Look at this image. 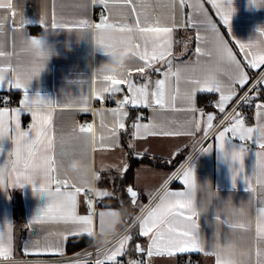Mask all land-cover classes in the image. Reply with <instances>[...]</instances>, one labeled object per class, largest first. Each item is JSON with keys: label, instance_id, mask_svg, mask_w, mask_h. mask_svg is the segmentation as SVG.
Masks as SVG:
<instances>
[{"label": "crops", "instance_id": "0c3cea01", "mask_svg": "<svg viewBox=\"0 0 264 264\" xmlns=\"http://www.w3.org/2000/svg\"><path fill=\"white\" fill-rule=\"evenodd\" d=\"M9 2L13 4L12 9L7 5ZM133 3L136 12L132 11L131 5H124L122 0H109L108 7L94 4L92 0H0V4L4 5L0 7V52L4 53L0 56V68L5 70V76L12 77L18 71L28 75L35 68L41 69L44 56L28 50L26 40L43 36L47 41V48L41 47V50L45 51L48 59L39 75L29 81L28 96L30 100H37L38 97L40 110L50 115L49 134L54 142L51 155L56 161L53 174L59 180H67L70 185L84 189L77 195L76 214H89L87 201L90 199L93 217L88 226L90 233L84 232L80 224L36 219L50 198L46 193L36 191L33 185H12V177H7L6 184L0 186V232L5 237L11 236V252L7 258H62L77 254L95 242L113 240V244L100 254L103 258L106 252L118 246L124 236L139 235L137 218L145 216L165 191L188 190L182 180L172 177L182 172V166L189 163L195 176L193 195L199 211L198 234L205 252L173 256L153 254L149 257L145 251L138 252L141 255L137 257L127 258L124 255L130 247L129 241L118 258L125 257L128 264L133 261L138 264H216V256L206 253L219 250L223 259L233 264H256L257 248L264 249V241H259L256 236L257 220L261 215L259 210L264 208V186L257 183V176L253 172L255 153L261 149L253 141H247L249 151L244 157V173L249 178V184L245 183L241 174L234 186L233 162L217 147L215 137L222 127L228 125V117L235 115V112L244 116L242 106L236 108V100L264 73V66L256 69L248 66L249 59L264 54V3L257 5L252 0H233L235 11L229 25H225L216 16V10L211 4L204 0V8L216 22L221 35L250 79L243 90L236 86L239 95L226 103L223 113L215 106L220 93L196 91L192 94L193 103L189 104L186 99L192 93L193 80L204 81L209 77L218 80L227 94L235 72L233 65L217 57L213 33L196 23L203 19L196 11L197 0H186L185 4H180L179 0H133ZM53 14L58 21L65 22L67 27L51 28ZM103 14L113 24H132L139 14L141 21H159L161 25L170 27L175 25L171 34L172 55L166 57L165 61L154 63L144 74L136 71L143 62L135 55L126 64L131 72L127 79L137 86L147 84L150 100L151 92L156 87L155 81L166 79V104L163 107L125 105L123 111L128 115L118 116L111 110L119 106L104 104L106 97L112 93L105 92L102 97L98 96V92L108 86L103 77L112 74L106 69L110 67L109 53L98 43L94 28L101 20L97 17ZM40 19H44L45 24L42 25ZM23 20L26 23L21 27ZM79 20H88L93 27L74 26L73 22ZM198 35L200 39H197ZM135 38L143 47L144 40L138 34ZM236 41L246 47L241 49ZM148 46L151 50L150 40ZM197 48L201 49V53H197ZM167 60H171V65L167 64ZM165 72L169 73L167 78ZM255 86V90L250 92L252 104L264 103L263 97L253 100L264 93V84ZM121 87L123 91L117 93L130 95L126 84ZM199 87L204 88L205 85L202 83ZM4 93L11 95V103L3 106L0 100V108L11 110L23 107V89L5 83L0 85V95ZM210 99L214 102L211 103ZM138 111H144L145 116L138 122L152 127L148 130L141 128L137 134L133 124L137 122ZM256 112L255 108L251 121H245L246 126L257 123ZM209 113L214 116V126L208 131L207 138H204ZM19 120L21 130L27 131L33 123L31 112L22 110ZM121 122L124 124L123 129L118 127ZM197 123L199 129L196 128ZM88 125L92 126L90 133L80 131ZM151 131L175 134L150 135ZM15 135L14 121H9L7 131L0 139V169L9 172L12 161L16 159ZM233 143L241 142L234 139L228 142V147L231 148ZM208 145H212V148L203 152L202 149ZM128 154L142 159L136 165L133 184L130 186L138 194L135 204L139 210L129 223H125L119 208L106 205L104 198L113 192V186L107 182H115L127 171ZM73 162L84 164L87 169L85 179H80L73 170ZM235 166H239L238 162ZM249 186L253 191L246 190ZM51 187L54 191L55 185ZM61 190L74 189L68 187ZM104 192L108 195H98ZM233 224H244L245 227L234 228L231 226ZM73 232L91 236L92 242L67 253L68 239L77 236L70 235ZM138 242L146 249L149 240L140 236ZM2 258L5 257L0 256ZM86 261L95 264L91 257L82 260L81 264Z\"/></svg>", "mask_w": 264, "mask_h": 264}, {"label": "snow or ice", "instance_id": "6c2138e0", "mask_svg": "<svg viewBox=\"0 0 264 264\" xmlns=\"http://www.w3.org/2000/svg\"><path fill=\"white\" fill-rule=\"evenodd\" d=\"M94 4H100L104 7H108L109 0H92ZM180 4H185L186 0H179ZM255 4H260V0H252ZM124 5H131L132 11L136 12L135 4L133 0H122ZM207 3L216 10V16L225 25H229L232 13L235 11L233 7V0H207ZM9 9L13 8L11 2L7 3ZM0 4V7H3ZM192 7L191 4L188 5ZM196 11L203 16L202 20L198 23L205 30H210L216 40L215 52L220 60L226 61L235 68L234 75L232 76V85L228 88L227 94H225L222 85L214 77H209L204 81L193 80L194 85L192 93L186 96L189 104L193 103L192 94L196 91H208L220 93V99L216 103V107L221 113L225 111V105L227 102L232 101L239 94L237 92V85L241 90L250 83L248 73L244 71V66L237 60L233 54L232 49L229 47L228 42L221 35L217 24L213 21L212 17L208 14V10L204 8V0H197ZM15 15V13H13ZM15 23V21H13ZM26 20L22 21L21 27L24 26ZM40 23L45 24L44 19H40ZM74 26L83 28H92L88 20H79L73 22ZM173 25L165 26L161 25L159 21L155 23H149L148 21H141L140 15L137 14L135 22L129 24L127 22L121 24H113L108 22V17L102 16L99 23L94 25L97 33L98 43L109 47L104 40L105 30L111 28L119 34L134 33L139 35L140 39L144 40V45L136 42L137 52L134 57L142 61V66L137 68L136 71L141 74L145 73V70L152 68L156 62L165 61L166 57L172 55V40L171 34L173 31ZM67 24L63 21H58L55 14H53L51 28H65ZM197 39H200L199 35ZM149 40L151 41V50H149ZM240 45L241 49H244L246 45L236 41ZM28 50L35 51L37 55L46 57L45 51L41 50V42L37 37H31L26 40ZM197 53H201V49H196ZM4 53L0 52V56ZM212 55V53H207ZM247 55V54H246ZM168 65H171V60L166 61ZM248 66L252 69H256L260 66H264V54L248 60ZM42 67V64L40 65ZM40 68H35L32 73L25 75L22 71L14 72L12 77L4 75L5 70L0 68V85L7 83L11 87L23 89L24 99L21 101L22 108H14L9 110L8 108H0V139L4 137V132L7 131L8 122L14 121L15 135V157L16 159L11 163V171L0 169V186L6 184L7 177H12V185L22 186L24 184L33 185L34 189L38 192L46 193L50 198L47 206L41 210L36 219H50L61 220L65 222H72L83 226V230L86 233H90L89 224L93 221L91 208L92 201H87L89 207V214L77 215V195L84 189L70 185L67 180H59L53 174L55 172L56 161L53 159L51 153L54 151V142L49 134L50 115H45L40 110L37 100H30L27 92L29 81L34 75L39 72ZM159 72L160 69H155ZM111 72V71H110ZM111 75H105L103 79L108 82V86L103 88L101 92H98V96L102 97V93H112L123 91L122 85H127V90L130 95H126L123 100L118 102V109L111 110L114 115L127 116L128 113L123 111L125 105H132L133 107L143 104L146 107L161 106L166 104L164 97V85L166 79L155 81V90L151 92V100L149 99L148 85H135L127 77L131 74L127 69V65L123 66L120 72H111ZM169 75L168 72L164 73L165 78ZM204 84V88H200L199 85ZM257 85L264 84V73L257 79ZM256 86H253L255 90ZM86 99V98H82ZM175 98H173L174 101ZM237 106L252 103V96L249 93L239 96L236 100ZM256 120L257 123L254 126H246V118L239 112H235V115L228 117L229 123L227 126L222 127V130L216 133L217 147L224 153L225 157L233 162V185L237 182V177L243 174V178L246 184H249V178L245 175L244 169V157L247 155L249 149L247 147V141H253L259 146L261 151L255 153L256 163L253 169L254 175L257 176V183L264 186V103L255 105ZM22 110L31 112L33 117V123L27 131H22L20 128L19 116ZM11 113V114H9ZM141 118H137V122L133 124V127L137 130V134L140 129L148 130L152 127L149 124H140L138 121ZM213 114H207L206 126L204 128L205 137L207 133L213 128ZM223 124V122H222ZM120 129L124 128V124L119 123ZM200 125L197 123L196 128L199 129ZM81 132L90 133L92 126L88 125L86 128L82 127ZM115 132L116 130L113 129ZM150 135H173L175 133L163 132L157 133L151 131ZM191 134V133H189ZM230 134V135H229ZM238 139L241 143H233L231 148L228 147V142ZM131 146V145H130ZM212 145L203 148L202 151H209ZM191 157L189 158V161ZM238 162V167L236 163ZM183 171L174 174L172 178L180 179L187 186V191H165L160 197L159 202L154 207L150 208L145 216L137 218L139 223V235L147 237L149 243L147 248H142L140 245L136 246V250L140 253L147 252V255L151 257L153 254L158 255H179L191 252H205V249L200 240L198 231V217L199 211L197 209V203L193 195L195 188V176L194 170L190 164L182 166ZM99 178V177H97ZM167 183V182H166ZM51 185H55L53 191ZM71 187L73 191H62V188ZM247 191H253L249 186ZM127 192L130 194L135 203L137 193L129 187ZM98 195L107 196L108 193H99ZM261 215L258 217L256 225V236L259 241H264V208L260 210ZM219 219V216H217ZM234 228L245 227L244 224H233ZM78 233H70V235H77ZM132 240L129 235L124 236L118 242V246L112 250L106 252L102 259H97L95 264H119L118 257L123 254L126 244ZM11 252V236L5 237L4 233L0 232V256L7 258ZM209 255L216 256V264H233L230 260L223 259L221 251L217 250ZM257 262L256 264H264V249L258 247L256 250ZM132 264H138L133 261ZM191 264V262H189Z\"/></svg>", "mask_w": 264, "mask_h": 264}, {"label": "trees", "instance_id": "16d2710c", "mask_svg": "<svg viewBox=\"0 0 264 264\" xmlns=\"http://www.w3.org/2000/svg\"><path fill=\"white\" fill-rule=\"evenodd\" d=\"M200 97H203V96L200 95ZM262 97L264 98V93L260 94L258 98H253V100L255 99L257 100ZM241 106H242L243 112H245L247 109L246 104L240 105L239 107ZM141 159L142 158H139V157L137 158L131 154L130 155L128 154L129 167L127 171L121 176H119L115 182H111V183L107 182L109 186L110 185L113 186V189H112L113 192H111V194L108 197L104 198L105 199L104 203L106 205L118 207L125 223H129L130 220L135 216V214L139 210L136 204L133 203V199L131 198L130 194L127 192V189L133 184L136 165L141 161ZM132 231L133 229L130 232ZM139 240H140L139 235H136V236L132 235V240L130 241V247L125 252V255H124L125 257L130 258V256L137 257L141 255L136 250V246H137L136 243ZM91 242H92V237L89 235L72 236L67 241L66 251L67 253H71L75 250H78L82 247L89 245ZM25 264H34V263H25ZM83 264H89V263L88 261H86Z\"/></svg>", "mask_w": 264, "mask_h": 264}, {"label": "built area", "instance_id": "2783aa9c", "mask_svg": "<svg viewBox=\"0 0 264 264\" xmlns=\"http://www.w3.org/2000/svg\"><path fill=\"white\" fill-rule=\"evenodd\" d=\"M102 16H106V14H103L97 18L100 19ZM256 82H257V80L254 81L251 84V86L244 93L247 92L250 94V92L253 89V86L256 85ZM244 93L242 95H244ZM124 97H125V95L123 93L110 94L106 97L104 104L106 106H110V107H117V106H119L118 102L123 100ZM11 99H12V97L9 93H4V94L0 95V100L2 101L3 106L11 103ZM209 101L211 103L214 102L213 99H210ZM246 106H247V109L245 111L244 117L246 118V122H248V121H251L250 119H252L253 110L256 107L252 103H248ZM237 107H239V106H236V108ZM136 116L140 117V118H145L144 111H138L136 113ZM86 125H87V123L84 124V126H86ZM112 244H113V240L112 241L95 242L91 247L86 248L77 254L67 255V256L62 257V258H51V257H49V258H2V259H0V264H25V263L51 264V263H56V262H48L47 263V261H51L52 259H55V260L63 259V262H66V261H73V260H86L90 257L92 260L96 261L97 259L102 258V256L100 254L104 253L106 251V249ZM67 257H71V259H66ZM118 262H119V264H128V260L125 257L118 258Z\"/></svg>", "mask_w": 264, "mask_h": 264}, {"label": "clouds", "instance_id": "9594fccd", "mask_svg": "<svg viewBox=\"0 0 264 264\" xmlns=\"http://www.w3.org/2000/svg\"><path fill=\"white\" fill-rule=\"evenodd\" d=\"M260 3H264V0H260ZM41 42V47L46 49L47 48V41L43 36L37 37ZM104 40L106 44L110 45L109 47H104L105 50L109 53L110 60L109 65L110 67L106 68L108 71L111 72H120L122 67L127 64V61L136 54L137 49L136 45V38L134 33H127V34H119L116 33L114 30L107 29L104 33ZM48 59V56L44 57L42 61V67L36 75H39L40 71L43 70L45 63ZM34 75V76H36ZM71 167L74 171L77 172L80 179H85L87 175V169L84 164L81 162L77 164L73 162Z\"/></svg>", "mask_w": 264, "mask_h": 264}, {"label": "rangeland", "instance_id": "374dc122", "mask_svg": "<svg viewBox=\"0 0 264 264\" xmlns=\"http://www.w3.org/2000/svg\"><path fill=\"white\" fill-rule=\"evenodd\" d=\"M66 259H71V257H67ZM81 261L82 260H73L71 262L70 261L63 262V259H61V260L52 259L51 261H47V263L48 262H56V263H51V264H81Z\"/></svg>", "mask_w": 264, "mask_h": 264}, {"label": "water", "instance_id": "95a60500", "mask_svg": "<svg viewBox=\"0 0 264 264\" xmlns=\"http://www.w3.org/2000/svg\"><path fill=\"white\" fill-rule=\"evenodd\" d=\"M137 245H139V242L137 243Z\"/></svg>", "mask_w": 264, "mask_h": 264}]
</instances>
